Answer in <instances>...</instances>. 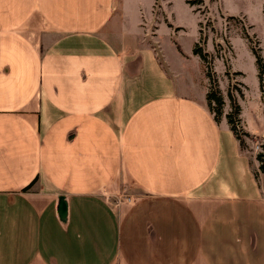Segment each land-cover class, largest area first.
<instances>
[{
  "label": "crops",
  "instance_id": "obj_1",
  "mask_svg": "<svg viewBox=\"0 0 264 264\" xmlns=\"http://www.w3.org/2000/svg\"><path fill=\"white\" fill-rule=\"evenodd\" d=\"M121 7L0 0V264H264V172Z\"/></svg>",
  "mask_w": 264,
  "mask_h": 264
},
{
  "label": "rangeland",
  "instance_id": "obj_2",
  "mask_svg": "<svg viewBox=\"0 0 264 264\" xmlns=\"http://www.w3.org/2000/svg\"><path fill=\"white\" fill-rule=\"evenodd\" d=\"M120 1V27L126 33L141 32L160 59L166 54L186 59L185 66H165L177 89L206 98L211 87L210 70L223 98L221 121L228 122L231 89L240 105L241 129L255 136H243L246 148L242 152L255 156L264 150V70L260 77L252 50V46L257 48L264 63V0ZM134 34L129 41H138ZM108 196L112 201L118 197Z\"/></svg>",
  "mask_w": 264,
  "mask_h": 264
},
{
  "label": "trees",
  "instance_id": "obj_3",
  "mask_svg": "<svg viewBox=\"0 0 264 264\" xmlns=\"http://www.w3.org/2000/svg\"><path fill=\"white\" fill-rule=\"evenodd\" d=\"M253 53L255 54L256 57V63L259 68V76L261 77L263 74L264 70V63L262 61V58L257 50L256 47L252 46ZM195 51H198L197 48H195ZM201 57L205 60V56L203 53H201ZM207 74L210 76V83L211 87L207 92V101L209 103L210 109L213 111L215 119L219 120L222 113H223V98L222 95L220 94L217 86H216V80L213 77L212 73L210 70L207 71ZM230 101H231V107L228 112H226V118L229 123L230 129L232 130L233 134L235 135L239 149L241 151H245L246 148V143L244 140V135H247L249 138H254V134L249 133L247 131H243L240 127V105L237 103L231 89L228 91ZM255 158L258 162V167L254 170L255 176L258 177V174L260 172H264V150H259L258 152L255 153ZM38 175L35 176L26 186L23 187V190H28L30 189L31 185L34 183L35 180H37Z\"/></svg>",
  "mask_w": 264,
  "mask_h": 264
},
{
  "label": "built area",
  "instance_id": "obj_4",
  "mask_svg": "<svg viewBox=\"0 0 264 264\" xmlns=\"http://www.w3.org/2000/svg\"><path fill=\"white\" fill-rule=\"evenodd\" d=\"M259 146V145H258Z\"/></svg>",
  "mask_w": 264,
  "mask_h": 264
}]
</instances>
